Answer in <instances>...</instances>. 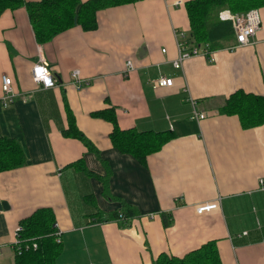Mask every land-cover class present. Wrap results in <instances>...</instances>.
<instances>
[{"label":"crops","instance_id":"0c3cea01","mask_svg":"<svg viewBox=\"0 0 264 264\" xmlns=\"http://www.w3.org/2000/svg\"><path fill=\"white\" fill-rule=\"evenodd\" d=\"M176 1L103 8L95 29L73 26L42 44L23 7L0 14V98L3 74L15 92L8 106L0 101V138L24 155L0 171V264H14L19 222L40 207L54 212L62 264H152L161 252L183 256L209 240L221 264H264V124L245 128L220 112L237 89L264 95V6L249 44L233 47L231 38L213 60L196 55L175 68L173 31L189 32L188 0ZM39 58L55 86L33 80ZM160 76L172 85L153 88ZM65 104L97 153L63 135ZM109 106L121 129L174 136L140 163L112 147L108 121L91 116ZM79 159L82 168L71 165ZM209 202L217 207L196 212ZM127 205L136 211L128 226L107 220Z\"/></svg>","mask_w":264,"mask_h":264},{"label":"trees","instance_id":"16d2710c","mask_svg":"<svg viewBox=\"0 0 264 264\" xmlns=\"http://www.w3.org/2000/svg\"><path fill=\"white\" fill-rule=\"evenodd\" d=\"M137 0H0V14L5 10L23 7L27 13L35 40L38 44L51 40L58 33L73 26L89 31L97 27L96 12L100 9L133 3ZM264 6V0H188L184 7L189 20L188 37L194 44H207L216 50L224 46L235 33L230 20H221L218 12L228 9L234 14H243L250 9ZM68 126L63 130L65 137L78 139L89 151L98 152L92 141L78 128L72 110L65 104ZM220 112L238 116L242 127L249 128L264 124V95L237 89L225 99ZM92 117L108 121L111 126L109 139L113 148L120 153L133 156L145 163L146 156L158 151L171 139V132H138L133 128L121 129L117 123L114 106L91 113ZM10 146L9 151L5 147ZM23 153L10 139L0 138V171L23 164ZM82 159L71 163L82 168ZM107 177L111 171L105 163ZM90 174V173H89ZM103 180V177H99ZM105 195L108 194L104 187ZM123 212H112L107 220H115L121 226H128L136 211L130 205ZM20 230L16 238L19 241L35 242L36 249L29 248L15 254L14 264H62L57 262L61 251V242L56 241V220L50 207L35 209L19 222ZM152 264H221L214 240H209L183 256H174L166 252L152 259Z\"/></svg>","mask_w":264,"mask_h":264},{"label":"built area","instance_id":"2783aa9c","mask_svg":"<svg viewBox=\"0 0 264 264\" xmlns=\"http://www.w3.org/2000/svg\"><path fill=\"white\" fill-rule=\"evenodd\" d=\"M176 4H180V1L177 0ZM218 16L221 20H230L235 33L236 44L233 47L247 45L250 43V38L254 37L258 28L260 27L261 21L259 16V11L257 8H253L248 10L243 14H234L231 13L228 9H222L218 12ZM174 35L177 38V48H178V56L173 61V66L175 68L182 67V62L190 57L196 55H203L207 57L209 60H213V50L209 49L207 44H194L190 41L187 34L181 30H174ZM164 51V49L162 50ZM126 72L128 73L133 65L130 60L126 62ZM32 78L36 83L41 84L43 87H52L58 83V80L51 75V72L48 68V63L39 58L35 62V64L31 68ZM71 76L73 81L79 78V70L73 69L71 72ZM2 96L0 98L1 104L3 106H8L14 101L15 92L12 88V79L10 76L3 74L2 75ZM173 83V79L170 77L160 76L156 80L152 82V87L157 88L160 86H171ZM195 118H203L204 114L197 112L195 109L193 110V116ZM217 207L216 202L204 203L196 206L195 210L197 213L202 214L206 211H210ZM20 230V226L17 227L15 240L12 243V247L14 252L20 254L23 250H27L29 248L36 249L37 244L35 242H31V245L28 243L29 241H19L16 236L18 231ZM56 241H60V232L56 231ZM1 254V252H0Z\"/></svg>","mask_w":264,"mask_h":264},{"label":"water","instance_id":"95a60500","mask_svg":"<svg viewBox=\"0 0 264 264\" xmlns=\"http://www.w3.org/2000/svg\"><path fill=\"white\" fill-rule=\"evenodd\" d=\"M0 205L5 207L6 204L5 202H1Z\"/></svg>","mask_w":264,"mask_h":264}]
</instances>
